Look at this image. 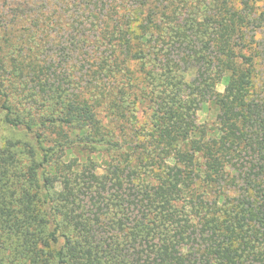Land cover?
Masks as SVG:
<instances>
[{
  "label": "trees",
  "instance_id": "obj_1",
  "mask_svg": "<svg viewBox=\"0 0 264 264\" xmlns=\"http://www.w3.org/2000/svg\"><path fill=\"white\" fill-rule=\"evenodd\" d=\"M19 10L0 12V264H264V0Z\"/></svg>",
  "mask_w": 264,
  "mask_h": 264
},
{
  "label": "rangeland",
  "instance_id": "obj_2",
  "mask_svg": "<svg viewBox=\"0 0 264 264\" xmlns=\"http://www.w3.org/2000/svg\"><path fill=\"white\" fill-rule=\"evenodd\" d=\"M51 2L52 0H0V12H9V9L13 7L20 8L19 11L26 10L30 12L32 10L38 15L37 12H39V10L48 11ZM32 15L35 14L32 12ZM5 18H7V16H5ZM223 88L224 82L219 83L216 87L217 93H222ZM198 119L200 122L203 120L210 121L211 115L206 113L205 110H202L198 112ZM16 135L17 133L14 130L4 127L3 124L0 125V142H2V138L4 137H13Z\"/></svg>",
  "mask_w": 264,
  "mask_h": 264
}]
</instances>
